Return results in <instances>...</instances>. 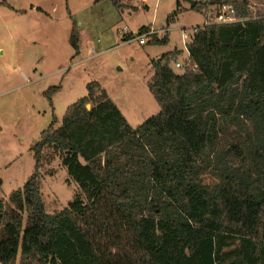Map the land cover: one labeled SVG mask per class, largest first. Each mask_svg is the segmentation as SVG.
<instances>
[{"label": "trees", "instance_id": "16d2710c", "mask_svg": "<svg viewBox=\"0 0 264 264\" xmlns=\"http://www.w3.org/2000/svg\"><path fill=\"white\" fill-rule=\"evenodd\" d=\"M222 3L246 19L199 27L193 68L170 65L178 49L154 62L157 114L133 127L92 80L42 131L33 173L0 198V264H264V12L250 0L194 9ZM70 40L78 48L74 30ZM56 158L78 190L48 213L41 171Z\"/></svg>", "mask_w": 264, "mask_h": 264}, {"label": "rangeland", "instance_id": "374dc122", "mask_svg": "<svg viewBox=\"0 0 264 264\" xmlns=\"http://www.w3.org/2000/svg\"><path fill=\"white\" fill-rule=\"evenodd\" d=\"M123 3L118 9L110 0H0V198L8 200L24 185L35 167L31 147L54 120L55 127L62 124L67 107L87 94L88 82L98 80L133 127L161 110L148 84L154 62L178 48L182 54L170 65L180 71L183 68H177L175 61L190 64L187 43L207 11L192 8L189 0ZM250 5L254 16L264 12V0H250ZM144 25L169 27L168 41L123 40L125 27L135 35ZM73 30L78 48L70 40ZM52 86L60 88L50 101L45 91ZM49 168L55 170L53 175L46 173ZM41 172L45 210L60 211L78 184L68 181L58 158ZM206 180L213 178L207 175Z\"/></svg>", "mask_w": 264, "mask_h": 264}, {"label": "built area", "instance_id": "2783aa9c", "mask_svg": "<svg viewBox=\"0 0 264 264\" xmlns=\"http://www.w3.org/2000/svg\"><path fill=\"white\" fill-rule=\"evenodd\" d=\"M246 18L239 17L236 14L235 7L230 3H222L219 5H216L214 9L209 10L206 12L205 21L200 26H194L193 27V34H195L199 27L209 25V24H216V23H233L238 21H244ZM168 28L161 29V30H155V29H146L144 31H137L134 35L133 33L126 32V27L122 30L123 40L124 41H130L133 39L138 40L141 44H146L148 41H151L155 36L158 38H163L166 35V32L168 31ZM187 34V29L185 28L183 30V35L185 36ZM194 36V35H193ZM98 43L101 42V39H97ZM92 51L94 53H97V49L93 48ZM175 65L177 68H193L190 64H185L181 61H176Z\"/></svg>", "mask_w": 264, "mask_h": 264}, {"label": "crops", "instance_id": "0c3cea01", "mask_svg": "<svg viewBox=\"0 0 264 264\" xmlns=\"http://www.w3.org/2000/svg\"><path fill=\"white\" fill-rule=\"evenodd\" d=\"M144 26H146V27H148L149 29H155V30H161V29H165V28H168L169 29V27H165V28H160V29H157V28H155V27H153L152 25H144ZM168 32H169V30H168ZM168 32H166V36H167V38L169 37L168 36ZM176 49H178V48H176ZM178 50H180V49H178ZM160 59V58H159ZM106 89V88H105ZM109 94V93H108ZM110 96V95H109ZM118 105V104H117ZM118 107L121 109V107L118 105ZM121 111L123 112V114L125 115V117L127 118V120L130 122V120H129V116L121 109ZM132 116V115H131ZM0 179H1V183L3 182V179L0 177Z\"/></svg>", "mask_w": 264, "mask_h": 264}, {"label": "water", "instance_id": "95a60500", "mask_svg": "<svg viewBox=\"0 0 264 264\" xmlns=\"http://www.w3.org/2000/svg\"><path fill=\"white\" fill-rule=\"evenodd\" d=\"M191 7L194 8L196 6V1L195 0H189ZM87 107L90 108L91 104H87Z\"/></svg>", "mask_w": 264, "mask_h": 264}]
</instances>
